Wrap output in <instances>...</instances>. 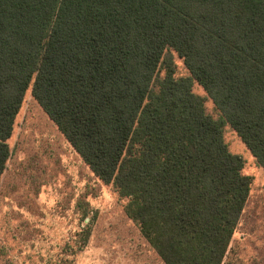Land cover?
<instances>
[{"label":"trees","instance_id":"16d2710c","mask_svg":"<svg viewBox=\"0 0 264 264\" xmlns=\"http://www.w3.org/2000/svg\"><path fill=\"white\" fill-rule=\"evenodd\" d=\"M29 90L165 264L226 263L252 187L227 126L264 168V0H0V183Z\"/></svg>","mask_w":264,"mask_h":264},{"label":"rangeland","instance_id":"374dc122","mask_svg":"<svg viewBox=\"0 0 264 264\" xmlns=\"http://www.w3.org/2000/svg\"><path fill=\"white\" fill-rule=\"evenodd\" d=\"M168 53L176 75H188L182 58ZM194 91L206 97L200 86ZM206 106L220 117L211 99ZM225 140L252 177L225 264H264V168L229 126ZM9 145L0 183V264H165L127 215L128 199L93 173L30 90Z\"/></svg>","mask_w":264,"mask_h":264}]
</instances>
